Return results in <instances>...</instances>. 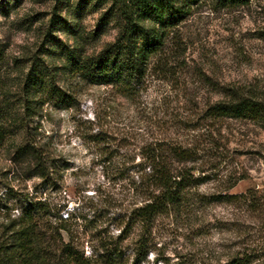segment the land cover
<instances>
[{
    "label": "rangeland",
    "instance_id": "1",
    "mask_svg": "<svg viewBox=\"0 0 264 264\" xmlns=\"http://www.w3.org/2000/svg\"><path fill=\"white\" fill-rule=\"evenodd\" d=\"M81 1L0 0V106L14 110L12 123L6 121L11 137L0 148V227L21 212L19 198L34 197L70 218L69 236L62 235L78 252H99L120 235L115 218L129 214L132 183L148 166L144 153L171 139L195 145L208 163L207 183L198 193L210 200L193 205L178 223L173 216L161 219L157 246L142 263L134 262L139 233L132 234L122 243L124 264H162L157 257L171 264L197 257L225 261L240 247L256 245L258 264H264V125L204 120L206 109L233 89L264 101V0L241 7L199 0L169 32L161 55L167 72L155 70V60L131 98L70 72L69 50L82 59L96 56L117 40L122 26L117 17L100 22L111 0L86 7ZM54 13L59 24L50 26ZM33 64L66 99L36 97L28 115L23 86ZM27 140L55 160L52 185L29 177L11 159ZM117 169L125 180L116 182ZM251 190L258 191L256 212L219 201Z\"/></svg>",
    "mask_w": 264,
    "mask_h": 264
},
{
    "label": "trees",
    "instance_id": "2",
    "mask_svg": "<svg viewBox=\"0 0 264 264\" xmlns=\"http://www.w3.org/2000/svg\"><path fill=\"white\" fill-rule=\"evenodd\" d=\"M94 1L99 6L110 0H82L80 4L86 7ZM111 1L114 5L102 16L100 22L104 24L113 17L121 21L117 40L96 56L82 59L69 50L66 59L70 72L91 85L116 88L124 97L131 98L144 84L155 60L158 61V66H154V69L167 72V65L161 55L165 50L169 32L182 23L189 8L197 5L199 0ZM216 1L224 7H241L250 2ZM59 20L60 16L54 13L50 26L59 24ZM233 90L225 94L223 102L206 109L204 120H243L264 125V101ZM44 96H50L56 101L66 99L65 94L47 81L43 70L33 64L24 80L25 112L30 115L34 108V98ZM13 111L8 106H0V148L11 137L10 125L6 121L11 120L8 116L14 114ZM198 153L195 145L175 143L171 139L158 142L154 147L152 145L144 153L148 166L142 171L140 180L132 183L134 202L130 211L128 210L129 214L115 218L120 235L115 242L110 240L102 243V249L89 257L78 252L71 240L67 242L62 235L65 233L69 236V217L61 218V212L54 214L52 207L34 197L19 198L17 202L21 212H18V216L4 221L0 227V264H124L125 252L122 243L135 232L139 234L135 233L137 237L133 248L134 262L146 261L155 250L154 246H157L154 231L161 219L173 216L178 223L190 215L193 205L210 200L198 193V189L207 183L206 173L210 168H206L208 163H203L198 158ZM11 159L25 169L29 177H38L47 185H52V176L57 165L47 149H38L27 140L12 151ZM117 172L116 182L125 180L122 170L117 169ZM257 194L258 191L251 190L244 195H226L219 201L236 203L256 212ZM51 218H57V222H50ZM259 260L256 245L253 248L240 247L225 261L197 257L174 264H258ZM160 261L162 264H171L158 257L154 262Z\"/></svg>",
    "mask_w": 264,
    "mask_h": 264
}]
</instances>
